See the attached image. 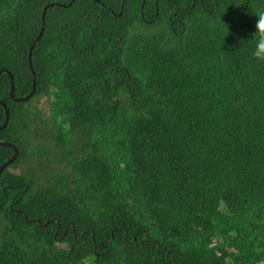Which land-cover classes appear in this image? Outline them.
I'll return each instance as SVG.
<instances>
[{
	"label": "trees",
	"instance_id": "obj_1",
	"mask_svg": "<svg viewBox=\"0 0 264 264\" xmlns=\"http://www.w3.org/2000/svg\"><path fill=\"white\" fill-rule=\"evenodd\" d=\"M259 10L0 0V70L14 97L33 88L30 62L37 78L16 102L0 76V141L20 150L0 177V264H264ZM14 153L1 146L0 166Z\"/></svg>",
	"mask_w": 264,
	"mask_h": 264
},
{
	"label": "clouds",
	"instance_id": "obj_2",
	"mask_svg": "<svg viewBox=\"0 0 264 264\" xmlns=\"http://www.w3.org/2000/svg\"><path fill=\"white\" fill-rule=\"evenodd\" d=\"M187 2H185V4H186ZM72 4V2H70L69 3V5H71ZM184 4V5H185ZM60 5H63V4H60ZM24 6H25V8H26V4H25V1H24ZM48 6H46L45 8H44V10H43V14H42V18H43V16H44V18H45V14H46V11H47V8ZM45 9H46V11H45ZM44 11H45V14H44ZM255 15L257 16V20H256V23H255V32H254V34H253V37H252V39H251V41L253 42V44H254V47H253V50H252V52H251V56H252V58L254 59V60H257V61H261V62H264V10H259V11H257L256 13H255ZM46 19V18H45ZM45 19H44V21H45ZM45 23V22H44ZM44 23H43V26H44ZM37 39V38H36ZM41 39V38H40ZM37 43V41L35 40L34 41V43L32 44V46L34 45V47H35V44ZM31 46V47H32ZM34 49V48H33ZM33 49H32V51H33ZM32 56V54H31V48H30V51H29V56ZM30 56V57H31ZM30 64L32 65V63L30 62ZM31 65H30V67H31ZM33 66V65H32ZM1 70H3V69H1ZM0 70V71H1ZM5 70H9V69H5ZM31 70H32V68H31ZM33 71H34V73L35 74H33L34 76H33V84H34V80H36V92H37V78H36V72H35V70H34V67H33V70H32V73H33ZM9 74L8 73H1L0 74V76L2 75V74H6V75H8V78H9V81H10V88H11V91H10V96L11 97H13L14 98V100H15V98H20V97H14V92H15V76H14V74L9 70ZM13 87V88H12ZM12 90H13V96L11 95V93H12ZM32 90H33V88H32ZM31 90V91H32ZM30 91V92H31ZM29 92V93H30ZM35 92V93H36ZM28 93V94H29ZM34 93V94H35ZM27 94V95H28ZM27 95H25V96H27ZM34 96V95H33ZM33 96H32V98H33ZM21 97H24V96H21ZM31 98V99H32ZM30 99V100H31ZM2 100V99H1ZM2 101H4V100H2ZM5 102V101H4ZM6 103V102H5ZM2 105V104H1ZM7 105V104H6ZM3 106V105H2ZM4 107V106H3ZM8 107V106H7ZM9 109V108H8ZM5 110V109H4ZM10 111V110H9ZM10 119H11V113H10ZM5 121H6V119H5ZM5 123V122H4ZM9 124H10V121H9V123H8V125H7V127L9 126ZM6 127V128H7ZM5 128V129H6ZM4 129V130H5ZM4 130H2V131H4ZM2 131H0V132H2ZM35 139V141L36 142H38L39 143V146H41V147H43L44 145H48V143H47V141L46 140H43V139H41V143L42 144H40V142H39V138H37V137H35L34 138ZM0 142H4V141H0ZM9 143H11V142H9ZM13 144V143H12ZM15 145V144H14ZM1 147V146H0ZM3 147V146H2ZM17 147V146H16ZM18 148V147H17ZM14 149V148H13ZM19 149V148H18ZM14 152H15V150H14ZM15 154V153H14ZM19 154H20V150H19ZM14 156V155H13ZM19 156V155H18ZM18 156H17V158H18ZM16 158V159H17ZM15 162V161H14ZM13 162V163H14ZM6 163V162H5ZM2 166V165H1ZM9 167V166H8ZM7 167V168H8ZM6 168V169H7ZM14 168H12L11 169V171L13 170ZM5 171V170H4ZM13 172V171H12ZM3 173V172H2ZM2 175V174H1ZM1 177V176H0ZM19 210V209H18ZM17 211V210H16ZM19 211H21V210H19ZM18 212V211H17Z\"/></svg>",
	"mask_w": 264,
	"mask_h": 264
},
{
	"label": "water",
	"instance_id": "obj_3",
	"mask_svg": "<svg viewBox=\"0 0 264 264\" xmlns=\"http://www.w3.org/2000/svg\"><path fill=\"white\" fill-rule=\"evenodd\" d=\"M62 6H65V5H62ZM49 7V6H48ZM47 7V8H48ZM46 8V9H47ZM46 9H45V11H46ZM45 11H44V14H45ZM45 18H44V16H43V20H44ZM43 35V32H41L40 33V35H39V37L36 39V41H39L40 40V38H41V36ZM34 48V45L31 47V54H32V49ZM31 56V55H30ZM31 68H32V70H33V66L31 65ZM1 73H10L9 72V70H5V69H3V70H1L0 71V74ZM33 74H35L34 73V71H33ZM13 88V87H12ZM36 92V80H34V84H33V90L27 95V96H24V97H20V98H15V101L16 102H27V101H29L31 98H32V96L34 95V93ZM11 95L13 96V90H12V93H11ZM0 104H2L3 106H4V109H5V113H6V121H5V123L2 125V126H0V131H2V130H4L6 127H7V125H8V123H9V121H10V111H9V109H8V107H7V105H6V103L4 102V101H2L1 99H0ZM0 146H3V147H11V148H14V150H15V154H14V156L10 159V160H8L6 163H4L2 166H0V176H1V174H2V172L10 165V164H12L15 160H16V158H17V156L19 155V149L16 147V145H14V144H12V143H9V142H0ZM18 212H20L19 210H17ZM40 222V221H39ZM40 224H42L41 222H40ZM47 224H49V222H47L46 223V225Z\"/></svg>",
	"mask_w": 264,
	"mask_h": 264
},
{
	"label": "rangeland",
	"instance_id": "obj_4",
	"mask_svg": "<svg viewBox=\"0 0 264 264\" xmlns=\"http://www.w3.org/2000/svg\"><path fill=\"white\" fill-rule=\"evenodd\" d=\"M35 106L42 112V119L45 121H48L51 118V101L49 100L48 97H42L36 104ZM40 127L43 129V125L40 122ZM27 139V137H25ZM39 142L41 143V139L39 138ZM35 146H39V143L36 142ZM30 169V166L22 162L19 164L18 167L14 168L12 171L17 172V173H27L28 170Z\"/></svg>",
	"mask_w": 264,
	"mask_h": 264
}]
</instances>
